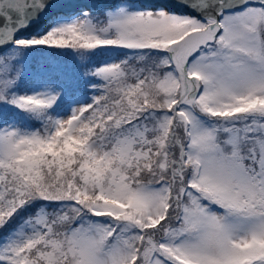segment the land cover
<instances>
[{"label": "snow or ice", "instance_id": "snow-or-ice-1", "mask_svg": "<svg viewBox=\"0 0 264 264\" xmlns=\"http://www.w3.org/2000/svg\"><path fill=\"white\" fill-rule=\"evenodd\" d=\"M0 264H264V0H0Z\"/></svg>", "mask_w": 264, "mask_h": 264}]
</instances>
